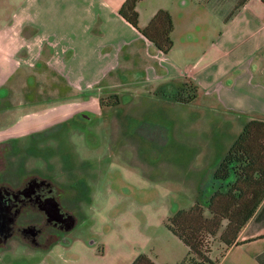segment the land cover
Segmentation results:
<instances>
[{
	"label": "crops",
	"instance_id": "crops-1",
	"mask_svg": "<svg viewBox=\"0 0 264 264\" xmlns=\"http://www.w3.org/2000/svg\"><path fill=\"white\" fill-rule=\"evenodd\" d=\"M124 1L27 0L19 6L12 21L0 28V93L7 92L0 101L9 96L7 85L14 74L27 75L34 86L39 82L55 95L20 101L17 107L43 109L22 114L0 136L24 137L74 115L89 121L94 111H101L102 93L117 99V105L125 93L131 100L141 95L154 104L178 105L187 113L199 110L202 117L189 113L177 122L187 123L189 130L175 134L172 149L175 166L182 163L179 171L186 162L188 171L205 172L188 183L196 201L244 126L253 120L264 122V4L247 0L235 10L239 0H233L215 23L209 20L201 25L205 30L196 31L199 22L185 21L177 27L163 6L141 21L138 3L140 29L160 9L170 15L173 45L164 55L118 14ZM193 89L192 102L173 99L180 90L185 98ZM236 243L220 264H264V199ZM144 247L130 264L140 254L155 264H201L168 229L154 248Z\"/></svg>",
	"mask_w": 264,
	"mask_h": 264
},
{
	"label": "rangeland",
	"instance_id": "rangeland-1",
	"mask_svg": "<svg viewBox=\"0 0 264 264\" xmlns=\"http://www.w3.org/2000/svg\"><path fill=\"white\" fill-rule=\"evenodd\" d=\"M26 1L0 0V28L12 21ZM232 1L144 0L139 2V9L142 21L153 8L163 6L171 11L177 27L195 21L199 31L205 30L201 25L209 20L215 23ZM18 77L12 76L7 85L10 94L0 101V132L22 114L43 109L17 107L20 101L55 95L44 91L39 82L34 86L27 75ZM5 94L3 91L0 96ZM102 94L101 111H94L89 121L74 115L20 138V145L31 148L29 166L37 172L67 186L75 179L82 180L78 223L51 251L22 247V239L11 240L7 254L0 255V264H130L137 250L148 245L154 248L161 241L167 233V219L176 210L194 204L196 194L188 183L203 178L205 172L188 171L186 162L185 169L179 171L182 163L175 166L172 149L177 144L175 134L189 130L187 123L177 122L187 119L189 113L195 118L203 114L199 110L187 113L178 105L154 104L141 95L131 100L125 93L117 105L113 96ZM13 159L15 165L25 160L21 156L9 158L12 163ZM200 190L197 200L203 202ZM209 247L211 259L220 264L223 246L214 239Z\"/></svg>",
	"mask_w": 264,
	"mask_h": 264
},
{
	"label": "trees",
	"instance_id": "trees-1",
	"mask_svg": "<svg viewBox=\"0 0 264 264\" xmlns=\"http://www.w3.org/2000/svg\"><path fill=\"white\" fill-rule=\"evenodd\" d=\"M143 0H125L118 14L137 29L158 51L166 55L172 48L173 24L169 13L158 10L148 24L140 29L136 5ZM247 0H239L235 10ZM264 4V0H260ZM195 89L173 95L181 104L195 99ZM117 103V99L115 101ZM202 202L196 200L189 209L176 210L168 218L166 228L201 264H218L210 257V241L216 239L225 251L236 243L242 228L253 217L264 199V122L250 121L223 156L211 175L210 182L200 190ZM131 264H155L145 254Z\"/></svg>",
	"mask_w": 264,
	"mask_h": 264
},
{
	"label": "flooded vegetation",
	"instance_id": "flooded-vegetation-1",
	"mask_svg": "<svg viewBox=\"0 0 264 264\" xmlns=\"http://www.w3.org/2000/svg\"><path fill=\"white\" fill-rule=\"evenodd\" d=\"M20 138L0 136V255L19 239L22 247L50 251L78 223L82 180L67 186L37 172L29 166L31 148L20 145ZM16 156L25 160L15 165L9 158Z\"/></svg>",
	"mask_w": 264,
	"mask_h": 264
}]
</instances>
